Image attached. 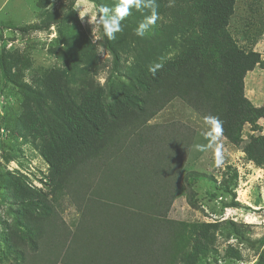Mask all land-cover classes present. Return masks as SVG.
Instances as JSON below:
<instances>
[{"label":"rangeland","instance_id":"374dc122","mask_svg":"<svg viewBox=\"0 0 264 264\" xmlns=\"http://www.w3.org/2000/svg\"><path fill=\"white\" fill-rule=\"evenodd\" d=\"M191 2L174 0L168 7L169 0H154L159 19L143 38L135 30L150 10L133 9L122 22V31L109 40L102 25L94 27L93 22L100 5L113 7L118 0H0V264H24L25 256L37 251L29 240L37 244L45 237L35 230L28 233L19 223L24 208L14 195L19 187L34 190L39 203L50 206V214L43 213L42 205L33 208L37 220L56 214L59 223L72 231L80 220L71 197L51 182V167L43 155L46 138L42 134L53 116L48 111L55 108L45 95L49 76H57L77 105L97 88L105 90L111 103L116 93L133 88L141 67H152L179 53L183 26L193 25L185 20ZM228 31L241 49L261 55V64L246 77L245 95L263 110L264 0H236ZM2 61L10 82L3 77ZM41 116L47 121L44 129ZM173 122L189 126L195 138L168 215V237L155 257L166 254L165 264H264V161L258 166L244 151L253 144L264 156V116L244 126L239 147L221 136L219 167L216 145L204 151L194 148L209 143L207 126L181 100L171 102L149 124ZM208 224L217 228L206 239L201 233ZM9 232L25 243L24 255L8 247ZM197 241L203 245L199 250ZM147 250L145 246V262Z\"/></svg>","mask_w":264,"mask_h":264},{"label":"trees","instance_id":"16d2710c","mask_svg":"<svg viewBox=\"0 0 264 264\" xmlns=\"http://www.w3.org/2000/svg\"><path fill=\"white\" fill-rule=\"evenodd\" d=\"M235 5L236 0H192L185 20L193 25H182L183 49L155 62L162 65L155 75L151 66L141 67L133 88L116 93L111 103L97 88L77 105L57 76H49L45 95L55 108L48 111L53 114L48 122L45 114L40 118L43 129L45 121L48 125L43 155L51 182L63 187L81 216L75 231L59 223L56 214L37 220L33 208L42 205L43 213L50 214V206L39 203L34 190L19 187L14 194L24 207L19 223L28 233L45 236L37 244L29 240L37 251L25 256L24 264H165L166 254L155 256L168 237V215L195 132L182 123L150 121L179 99L203 119L218 116L222 136L239 147L244 126L264 116V109L255 108L245 95L246 77L261 64V55L241 49L228 31ZM1 67L10 82L4 61ZM244 151L263 165L260 149L250 144ZM216 228L208 224L201 235L207 239ZM8 238V247L24 255L23 240L11 232ZM201 246L197 241L195 248Z\"/></svg>","mask_w":264,"mask_h":264},{"label":"clouds","instance_id":"9594fccd","mask_svg":"<svg viewBox=\"0 0 264 264\" xmlns=\"http://www.w3.org/2000/svg\"><path fill=\"white\" fill-rule=\"evenodd\" d=\"M173 3L174 0H169L168 7H172ZM145 8L150 10V15L145 16L144 20L137 25L135 30V35L143 38L151 26H154L159 19V13L154 0H118V3H116L113 7L100 5L96 12V18L93 22L94 27L96 24L102 25L104 35L109 40H114L116 38V34L122 31V22L131 14V11L133 9L141 10ZM160 67H162L161 64H156L151 67L149 71L155 75L156 71ZM204 123L207 126L205 138L209 143L207 146L196 144L194 145V148L198 151H204L205 147L212 148L216 145L215 163L216 166L219 167L223 163L221 148L218 145V141L223 135V122L216 115H207L204 117Z\"/></svg>","mask_w":264,"mask_h":264}]
</instances>
